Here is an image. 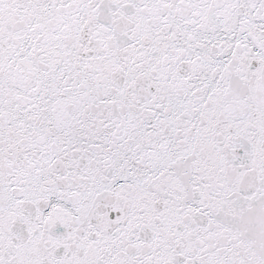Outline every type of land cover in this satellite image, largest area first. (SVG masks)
<instances>
[{
  "label": "snow or ice",
  "instance_id": "1",
  "mask_svg": "<svg viewBox=\"0 0 264 264\" xmlns=\"http://www.w3.org/2000/svg\"><path fill=\"white\" fill-rule=\"evenodd\" d=\"M0 264H264V0H0Z\"/></svg>",
  "mask_w": 264,
  "mask_h": 264
}]
</instances>
